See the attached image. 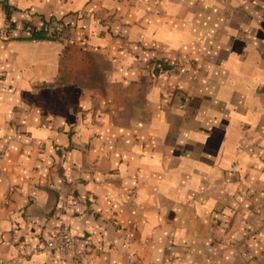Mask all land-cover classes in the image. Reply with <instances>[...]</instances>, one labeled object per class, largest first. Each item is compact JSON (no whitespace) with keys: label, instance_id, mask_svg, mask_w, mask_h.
I'll return each instance as SVG.
<instances>
[{"label":"crops","instance_id":"crops-1","mask_svg":"<svg viewBox=\"0 0 264 264\" xmlns=\"http://www.w3.org/2000/svg\"><path fill=\"white\" fill-rule=\"evenodd\" d=\"M61 225L51 264H264V0H0V264Z\"/></svg>","mask_w":264,"mask_h":264},{"label":"built area","instance_id":"built-area-1","mask_svg":"<svg viewBox=\"0 0 264 264\" xmlns=\"http://www.w3.org/2000/svg\"><path fill=\"white\" fill-rule=\"evenodd\" d=\"M25 29L28 30L29 28L26 27ZM6 30L7 26L3 30V33H5ZM71 244L72 235L69 229L64 225H61L54 231L48 240L44 241L40 245H37L32 250V253L43 254L47 259V264H51L53 255L65 254L69 250Z\"/></svg>","mask_w":264,"mask_h":264}]
</instances>
